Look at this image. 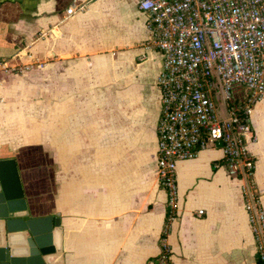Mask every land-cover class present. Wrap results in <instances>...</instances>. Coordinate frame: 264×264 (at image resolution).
Here are the masks:
<instances>
[{
  "label": "crops",
  "instance_id": "crops-1",
  "mask_svg": "<svg viewBox=\"0 0 264 264\" xmlns=\"http://www.w3.org/2000/svg\"><path fill=\"white\" fill-rule=\"evenodd\" d=\"M147 18L137 0H0V59L44 62L0 71V159H16L32 216H58L53 263L157 264L173 213L172 264H259L247 179L228 174L218 143L179 162L168 207L157 172L164 55L142 47ZM248 150L264 207V97Z\"/></svg>",
  "mask_w": 264,
  "mask_h": 264
},
{
  "label": "built area",
  "instance_id": "built-area-1",
  "mask_svg": "<svg viewBox=\"0 0 264 264\" xmlns=\"http://www.w3.org/2000/svg\"><path fill=\"white\" fill-rule=\"evenodd\" d=\"M137 2L151 31L142 47L158 48L164 55L158 78L162 114L157 172L167 191L168 207L177 203L179 162L223 141L228 174L247 179L242 185L245 209L258 262L264 264V207L253 182L255 161L248 150L250 116L264 97V0ZM76 10L72 6L68 13ZM29 56L32 60L27 64L0 59V71L21 72L44 65L39 57ZM221 102L226 116L221 114ZM172 219L173 213L162 233L159 264H172L167 243Z\"/></svg>",
  "mask_w": 264,
  "mask_h": 264
},
{
  "label": "water",
  "instance_id": "water-1",
  "mask_svg": "<svg viewBox=\"0 0 264 264\" xmlns=\"http://www.w3.org/2000/svg\"><path fill=\"white\" fill-rule=\"evenodd\" d=\"M59 225L57 215H31L16 159H0V264H59Z\"/></svg>",
  "mask_w": 264,
  "mask_h": 264
},
{
  "label": "trees",
  "instance_id": "trees-1",
  "mask_svg": "<svg viewBox=\"0 0 264 264\" xmlns=\"http://www.w3.org/2000/svg\"><path fill=\"white\" fill-rule=\"evenodd\" d=\"M164 235V234H163ZM157 264H159V262L157 261Z\"/></svg>",
  "mask_w": 264,
  "mask_h": 264
},
{
  "label": "rangeland",
  "instance_id": "rangeland-1",
  "mask_svg": "<svg viewBox=\"0 0 264 264\" xmlns=\"http://www.w3.org/2000/svg\"><path fill=\"white\" fill-rule=\"evenodd\" d=\"M144 41H145V40H144ZM144 41H143V42H144ZM143 42H142V43H143ZM142 43H141V44H142Z\"/></svg>",
  "mask_w": 264,
  "mask_h": 264
}]
</instances>
